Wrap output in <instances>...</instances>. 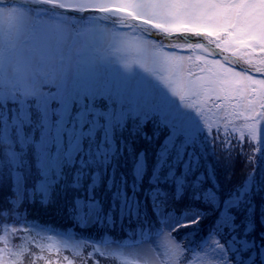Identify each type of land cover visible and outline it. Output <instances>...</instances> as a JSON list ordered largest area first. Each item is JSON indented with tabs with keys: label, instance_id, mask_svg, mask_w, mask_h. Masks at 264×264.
<instances>
[{
	"label": "snow or ice",
	"instance_id": "1",
	"mask_svg": "<svg viewBox=\"0 0 264 264\" xmlns=\"http://www.w3.org/2000/svg\"><path fill=\"white\" fill-rule=\"evenodd\" d=\"M125 254L264 264V0H0V264Z\"/></svg>",
	"mask_w": 264,
	"mask_h": 264
},
{
	"label": "trees",
	"instance_id": "2",
	"mask_svg": "<svg viewBox=\"0 0 264 264\" xmlns=\"http://www.w3.org/2000/svg\"><path fill=\"white\" fill-rule=\"evenodd\" d=\"M239 174H240V170H239V166H237L236 177H239ZM223 179H224V178L221 177V181H222V182H223ZM33 235H35V233H33ZM47 236H48V233H46V232H41L40 235L37 237V240H38L41 244H44L45 246H47L48 244L52 243V241H49V240L47 239ZM38 254H39V255H42V256H49V255H51V258H52L53 260H56L55 249H53L51 253H49L48 251L39 252V250H38ZM62 255H68V256H71L72 253H71V251H65L64 253H62ZM122 260H124L122 257H121L120 260H118V261H120L119 264H121ZM116 262H117V261H114L113 259L110 260V264H117ZM42 264H43V262H42Z\"/></svg>",
	"mask_w": 264,
	"mask_h": 264
},
{
	"label": "rangeland",
	"instance_id": "3",
	"mask_svg": "<svg viewBox=\"0 0 264 264\" xmlns=\"http://www.w3.org/2000/svg\"><path fill=\"white\" fill-rule=\"evenodd\" d=\"M162 243H163L162 240H157V241H156V245H157V246L162 245ZM163 253H164V248L161 247V254H163ZM125 256H126L128 259H132V257H131V256H128L127 254H125ZM112 259H113L114 261H117V262H116L117 264L120 263V261H118V260H120V259H115V258H112Z\"/></svg>",
	"mask_w": 264,
	"mask_h": 264
}]
</instances>
